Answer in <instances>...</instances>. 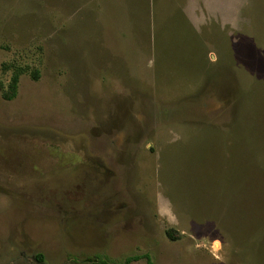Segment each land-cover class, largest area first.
<instances>
[{
    "label": "rangeland",
    "instance_id": "obj_1",
    "mask_svg": "<svg viewBox=\"0 0 264 264\" xmlns=\"http://www.w3.org/2000/svg\"><path fill=\"white\" fill-rule=\"evenodd\" d=\"M145 253L264 264V0H0V264Z\"/></svg>",
    "mask_w": 264,
    "mask_h": 264
},
{
    "label": "trees",
    "instance_id": "obj_2",
    "mask_svg": "<svg viewBox=\"0 0 264 264\" xmlns=\"http://www.w3.org/2000/svg\"><path fill=\"white\" fill-rule=\"evenodd\" d=\"M19 76H20V71H16L14 72L11 81L8 85V89H4L3 91V97L7 100H11L13 99L16 94H17V90H18V82H19ZM37 73L34 74V77L37 78ZM3 89V87H2ZM170 239L172 240H177L180 238V234L179 232L175 231L172 228H167L166 229V233H165ZM141 258H146L147 260V264H154L153 259L151 258V256L147 253L145 254H134V255H129L127 257H125L122 260H115L112 258H109L107 256H100V255H96L92 262L95 264H131L134 261H137Z\"/></svg>",
    "mask_w": 264,
    "mask_h": 264
},
{
    "label": "crops",
    "instance_id": "obj_3",
    "mask_svg": "<svg viewBox=\"0 0 264 264\" xmlns=\"http://www.w3.org/2000/svg\"><path fill=\"white\" fill-rule=\"evenodd\" d=\"M181 234V233H180Z\"/></svg>",
    "mask_w": 264,
    "mask_h": 264
}]
</instances>
